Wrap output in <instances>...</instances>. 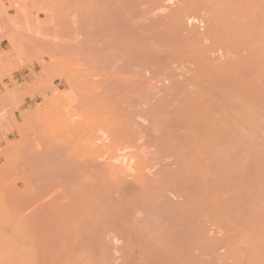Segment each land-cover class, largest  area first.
Returning a JSON list of instances; mask_svg holds the SVG:
<instances>
[{
  "label": "rangeland",
  "instance_id": "1",
  "mask_svg": "<svg viewBox=\"0 0 264 264\" xmlns=\"http://www.w3.org/2000/svg\"><path fill=\"white\" fill-rule=\"evenodd\" d=\"M4 1L0 220L35 243L6 224L4 239L35 264H264V0H26L25 16ZM211 13L233 50L210 38ZM203 64L234 69L253 115L236 126L248 153L219 165L183 121L218 105Z\"/></svg>",
  "mask_w": 264,
  "mask_h": 264
},
{
  "label": "bare ground",
  "instance_id": "2",
  "mask_svg": "<svg viewBox=\"0 0 264 264\" xmlns=\"http://www.w3.org/2000/svg\"><path fill=\"white\" fill-rule=\"evenodd\" d=\"M2 1V4H5V1L4 0H1ZM210 1H212V0H210ZM8 3H10V4H14V6H16V9L20 12V14L22 15V13L24 14L23 16H25V15H27V12L29 11H27L26 12V10H27V6H28V3H27V1L26 0H8L7 1ZM217 2H219V0L217 1ZM1 4V3H0ZM209 4H211V3H209ZM218 4H220V3H218ZM207 5V4H206ZM191 6H192V8H194V9H201V3H200V1H196V0H194L193 2H192V4H191ZM208 6V5H207ZM211 7V6H210ZM29 9V8H28ZM202 10V9H201ZM210 10V9H209ZM211 10H212V7H211ZM210 10V11H211ZM224 10H225V8H224ZM223 10V11H224ZM213 11H214V9H213ZM216 11H218V10H216ZM226 11H227V9H226ZM207 13H208V11H206ZM212 12V11H211ZM221 12V11H220ZM229 12V14H230V11H228ZM26 13V14H25ZM183 13V12H182ZM226 13V12H225ZM225 13L224 14H222L223 16L225 15ZM209 14V13H208ZM212 15V18L211 17H209V18H211L212 20V23L210 24V30H209V32L212 34V35H209L210 36V38L212 37L213 39L212 40H214V42H215V44L217 45V46H219V47H221V48H223L226 52L228 51H231V50H233L234 49V47H232V45H231V40L229 41L228 39H229V36L230 35H226V34H229V31H225V33H224V30H223V26L224 25H222V23H221V21L224 19L223 17H219L220 16V14H218V15H215V13H211ZM228 14V15H229ZM221 15V16H222ZM227 14H226V16H228ZM230 16V15H229ZM228 16V17H229ZM208 18V17H207ZM220 19H222V20H220ZM227 19V18H226ZM229 20H230V18H229ZM208 21V20H207ZM209 21H210V19H209ZM225 22V21H224ZM208 32V33H209ZM233 32V31H232ZM224 35H226L227 37H228V39L226 38V36H224ZM235 36H233V38H234ZM251 38V37H250ZM249 39V38H248ZM248 39H246V40H248ZM228 40V41H227ZM252 40V39H251ZM255 41H256V39H254ZM232 41H234V39L232 40ZM236 42V41H235ZM257 42V41H256ZM230 43V44H229ZM253 43V42H252ZM258 43V42H257ZM233 44V43H232ZM248 44V43H247ZM216 45H214V46H216ZM245 45V44H244ZM252 45H254V44H252ZM213 46V47H214ZM251 46V45H250ZM218 47V48H219ZM233 48V49H232ZM237 48V47H236ZM223 50V51H224ZM236 50V49H235ZM206 60V59H205ZM199 61V60H198ZM196 62V61H195ZM195 64V63H194ZM222 65V64H221ZM244 65V64H243ZM242 65V66H243ZM223 66V65H222ZM198 67V66H197ZM199 67H200V65H199ZM201 67H202V65H201ZM200 67V68H201ZM204 67V68H203ZM203 67H202V69H204V70H202V69H200V75L199 76H197V80H198V82H196V83H217V84H219V83H223V84H220L221 85V88L222 89H220V91L216 94V95H214L213 96V99L215 98V100H216V102H215V100H213V99H211V96L209 97L210 98V102L213 100L215 103H217L218 105L216 106V107H212L213 105H211L210 106V108H211V110L210 111H208L207 113H209V114H194V116L193 115H191L192 114V112H188L186 115H185V117H184V119H183V121L185 122V126H186V128H187V130H188V127L190 128V126H191V128H194V127H196L197 129H199L200 130V132H202V135L201 136H203L204 137V140H202V141H204V145H205V147H206V149H205V151L208 149V151H210L209 152V154L208 155H213V162H216L217 163V165H219V163H220V159H221V156L223 155L224 157H228L229 158V152H230V155H231V152H233L234 153V151H232V149H234V148H236L237 147V145L238 144H240L241 143V139L240 140H237V138H240V137H237L236 135L238 134V132H237V130H239L238 129V127H236V126H241L240 124L242 123V122H249V121H247L246 119L248 118H250V120H251V118L253 117V115H252V113H251V110L250 109H248V107L245 105V103L244 102H242V101H244V97H241V96H239V95H236L235 96V94H234V92L236 93L237 91H233L232 89H234V90H236L235 88H237L236 87V85L235 86H233L232 84H229V83H238L236 80H234V78H232L231 76H232V74H233V71H234V69L233 68H231V67H229L230 68V70L232 71V74H231V76L230 75H227V76H225L226 75V73H225V71H224V75H223V70H226L225 68H228L227 66L226 67H221V68H219V69H217L218 67L216 66V68H215V70L213 69L212 71H210L209 70V68L206 66H204V64H203ZM206 68V69H205ZM208 68V69H207ZM228 68V69H229ZM243 68V67H242ZM242 68L240 69V71L242 70ZM236 69V68H235ZM245 69V68H244ZM246 69H247V66H246ZM206 70V71H205ZM238 70H236V72H237ZM248 71V70H247ZM220 72H222V73H220ZM235 72V73H236ZM239 72V71H238ZM227 73H229L228 71H227ZM230 74V73H229ZM240 74V73H239ZM244 74V73H243ZM235 75H238V74H235ZM241 75V74H240ZM228 76H230V77H228ZM200 77V78H199ZM242 77V76H241ZM247 77V76H246ZM199 78V79H198ZM257 78V77H256ZM258 79V78H257ZM252 80H255L254 79V77H253V79ZM256 82H257V80H256ZM252 83V82H251ZM219 85V86H220ZM237 85H239V84H237ZM239 87V86H238ZM220 87H218V89H219ZM238 89V88H237ZM208 90V89H207ZM206 90V91H207ZM231 90V91H230ZM233 91V92H232ZM246 91V90H245ZM239 93V92H238ZM238 93H236V94H238ZM241 93V92H240ZM239 93V94H240ZM243 94V93H242ZM242 94H240V95H242ZM246 94V93H245ZM248 94H246L245 96H247ZM237 96H239V97H237ZM207 99H208V97H206ZM240 98V99H239ZM241 99H243L242 101H241ZM245 99H247L246 97H245ZM208 101H209V99H208ZM213 101L211 102L212 104H213ZM199 102H197L196 104H198ZM211 103H209V104H211ZM214 103V105H216ZM200 104H203V103H201L200 102ZM206 104V103H205ZM208 104V105H209ZM193 105V104H192ZM208 105H207V107H208ZM198 107H199V105H197ZM197 106H194V107H196V109L198 108ZM191 107V106H190ZM204 107H205V105H204ZM207 107H205V108H207ZM202 109H203V106L201 107ZM204 108V109H205ZM209 108V109H210ZM200 109V108H199ZM204 109H203V111H204ZM190 110V109H189ZM208 110V109H207ZM206 110V111H207ZM182 111H184V110H182ZM189 113H191V114H189ZM184 115V114H183ZM206 115V116H205ZM208 115V116H207ZM212 117H210V116ZM213 115H215L214 117L215 118H213ZM176 118H179V116L178 117H176ZM180 119V118H179ZM246 120V121H242V120ZM177 121H176V123L178 122V119H176ZM238 120V125H236V123H235V121H237ZM241 122H240V121ZM180 122V121H179ZM235 123V124H234ZM250 123V122H249ZM179 124V123H178ZM189 124V125H188ZM234 124V125H233ZM242 124H244V123H242ZM234 127H233V126ZM249 125V124H245V128L247 127V126ZM188 126V127H187ZM194 126V127H193ZM231 126V127H230ZM232 127L234 128V129H236V132H234V133H232V132H230V129H232ZM243 128V127H242ZM244 129V128H243ZM196 130V129H195ZM191 132L192 131H194V130H190ZM198 132V131H197ZM195 133V132H194ZM231 133V134H230ZM201 134V133H200ZM232 134H236L235 136H233L232 137ZM198 135V134H197ZM231 137H232V139H231ZM234 137L236 138L235 140H237V143L236 142H234L235 140H234ZM169 140V139H168ZM243 140V139H242ZM238 141H239V143H238ZM169 143H170V141H168ZM172 142V141H171ZM174 142H176V141H174ZM233 142V143H232ZM235 143V144H234ZM174 144V143H173ZM177 144V143H176ZM182 144V143H181ZM180 144V142H179V145L178 146H180L181 145ZM250 144H252V142L250 143ZM255 145H256V143H254ZM253 144V145H254ZM204 145H203V147H204ZM236 146V147H232L231 148V146ZM241 145H243V144H241ZM181 146H183V145H181ZM180 146V147H181ZM202 146V145H201ZM228 146H230V148L231 149H229V150H227V148L226 147H228ZM249 146V145H248ZM173 148H175L176 147V145H175V147L174 146H172ZM180 147H176L175 149H179V151H180ZM241 146L239 145V148H240ZM238 148V147H237ZM238 148V149H239ZM241 148H243L244 150L246 149V148H244V146H242ZM249 148V147H248ZM250 148H252V146L250 147ZM249 148V149H250ZM171 150H173L172 148H171ZM182 150V152H184L183 150H185L184 148L183 149H181ZM235 150V149H234ZM237 150V149H236ZM240 150H242V149H240ZM247 150V153H248V149H246ZM174 151V150H173ZM178 151V150H177ZM177 152L178 154L180 153V152ZM204 151V150H203ZM212 152V153H211ZM176 153V154H177ZM185 153V152H184ZM184 153H181L180 155H182V154H184ZM211 153V154H210ZM236 153V152H235ZM238 153V152H237ZM243 153V152H242ZM254 153V152H253ZM258 153V152H257ZM257 153H255L254 155L253 154H251V156H255V155H257ZM263 153V152H262ZM177 154V155H178ZM261 153H259V155H260ZM179 155V156H180ZM185 155H186V153H185ZM258 155V156H259ZM187 156V155H186ZM231 157H233V156H231ZM231 157L229 158L231 161H232V159H231ZM259 157H261V156H259ZM220 158V159H219ZM228 158H226L227 160H228ZM234 158H235V156H234ZM237 158V157H236ZM235 158V159H236ZM254 158H256V157H254ZM253 157H252V159H254ZM225 159V158H224ZM262 159H263V157H262ZM125 160V159H124ZM184 160H186V159H184ZM189 160V158H187V161ZM229 160V161H230ZM237 160V159H236ZM117 161V160H116ZM127 161H128V159H127ZM208 161H212V160H209V158H208ZM228 161V162H229ZM238 161V160H237ZM128 163L126 166H129V161L128 162H126V160L125 161H123L122 162V164L123 163ZM227 162V163H228ZM238 162H240V161H238ZM185 163V162H184ZM189 163V162H188ZM188 163H186L185 165H187ZM216 163H213V164H216ZM231 163V165L233 164L232 162H230ZM254 163H257V161L255 162L254 161ZM258 167H259V169H258V167H256L257 169H258V172H255V173H257L256 174V176L255 177H253V179H255V181H254V185H256L257 184V186H258V183L256 182V181H258V180H262V178H264L263 176H261L262 174H261V170L262 169H264V167H262L263 165H264V163H263V160H262V162H259L258 161ZM261 163H263V164H261ZM237 164V163H236ZM130 165H131V163H130ZM243 165H245V164H243ZM252 166H254L253 164H251ZM251 165H245V167L247 166L248 167V169H249V166H251ZM262 165V166H261ZM131 167V166H130ZM222 167H224L223 165L219 168V169H221ZM184 168H186L185 166H184ZM251 168V167H250ZM218 169V168H217ZM243 170H245L244 168H243ZM221 171V170H220ZM223 171V170H222ZM222 171H221V173H222ZM230 171V170H229ZM228 172V171H227ZM226 172V173H227ZM225 172H224V174H226ZM251 174V173H250ZM249 174V175H250ZM254 174V170H253V173L251 174V175H253ZM261 174V175H260ZM228 175V174H227ZM227 175H224V176H227ZM239 175H241V174H239ZM228 176H230V175H228ZM227 176V177H228ZM243 176V175H242ZM241 177V176H240ZM240 177H237V179L239 178V180H240ZM248 177H250V176H248ZM247 176H246V178H248ZM260 177H262V178H260ZM245 178V177H244ZM252 178V177H251ZM253 179H250L251 181L250 182H252V180ZM263 181V180H262ZM181 182H183V181H181ZM240 182V181H239ZM248 182V181H247ZM247 182H242V183H247ZM241 183V184H242ZM183 184V186H181V185H179L178 187H182V190H180L181 189V187H180V189L179 188H177V190H180V192H186V190L188 191L190 188L188 187V185L186 186V185H184L185 183H182ZM238 184V183H237ZM248 184V183H247ZM250 184V183H249ZM1 185V184H0ZM253 185V184H252ZM185 186V187H184ZM241 186H243V184L241 185ZM251 187V186H250ZM2 188V187H1ZM187 188V189H186ZM189 188V189H188ZM244 188V187H243ZM248 188V187H247ZM258 188V187H257ZM183 189H186L185 191L183 190ZM193 190V189H192ZM192 190L190 189L189 191L190 192H192ZM194 190H195V188H194ZM3 193V192H2ZM186 193H189V192H186ZM196 193V192H195ZM194 194V193H193ZM192 194V195H193ZM2 195V194H1ZM4 196V195H3ZM2 199V198H1ZM2 209H5V211H3V213H7V210H8V208H2ZM1 208H0V213H1V210H2ZM177 209V208H176ZM175 209V210H176ZM9 211V210H8ZM179 211H180V209H179ZM14 213V210H11V213ZM2 213V214H3ZM13 213H12V215H13ZM15 213H17L16 211H15ZM195 214V213H194ZM5 215V214H4ZM11 215V216H12ZM15 215V214H14ZM8 216H9V213H8ZM10 216V217H11ZM17 216H20L19 215V213H18V215ZM3 218V217H2ZM14 218V217H13ZM1 219V218H0ZM7 220V222L9 223H7L6 224V222L4 223V218H3V220H0V222H2V223H0V226H2L3 224V226H2V228H4V226H5V224L6 225H8V227H9V225H10V227L12 226H14V225H12V223L14 222V220L13 219H6ZM9 220H10V222H9ZM13 220V222H11ZM17 220V219H16ZM74 221V220H73ZM77 222V221H76ZM11 223V224H10ZM188 223V222H187ZM14 224V223H13ZM16 224V223H15ZM20 224V223H19ZM71 224H73V222H71ZM71 224H70V226H71ZM77 224V223H76ZM76 224H74V225H76ZM183 224V223H182ZM189 224H192L190 221H189ZM73 225V226H74ZM184 225V224H183ZM19 226H21V225H19ZM18 226V228L19 229H21V227H19ZM25 226H26V224H25ZM16 226H14L13 227V230H12V232H11V234L12 235H14L13 233H15V235L14 236H19V235H21L20 234V232L21 233H23V231H26V229H24L23 231H18V229H17V227L15 228ZM28 227V226H27ZM1 228V227H0ZM1 228V229H2ZM7 228V227H6ZM5 228V229H6ZM24 228V227H23ZM22 228V229H23ZM65 228H67V227H65ZM69 228V227H68ZM0 229V230H1ZM16 229V231H14ZM4 230V229H3ZM2 230V231H3ZM8 230V229H7ZM6 230V231H7ZM28 230V229H27ZM194 230V229H193ZM2 231H0V233H1V235H2V237L0 236V264H35V262L33 261V259H32V257L29 255V253H27L24 249H22V248H19V247H17L16 245H14L13 244V240H14V238H16V237H14V238H12V237H10L9 236V234L8 235H6V236H4V237H10V240L11 239H13L12 240V243L9 241V240H7V238L6 239H4V237H3V233H2ZM11 231V230H10ZM190 231L192 232V230L190 229ZM195 231V230H194ZM72 232V231H71ZM190 232V233H191ZM9 233V232H8ZM75 233V232H74ZM69 234V233H68ZM22 235H24V234H22ZM21 235V236H22ZM72 236H71V239H73L74 237V235L73 234H71ZM21 236H19V237H21ZM29 236V235H28ZM27 236V237H28ZM31 237H33V236H31ZM18 238V237H17ZM24 237H21V241L19 242V243H22V239H23ZM61 238V237H60ZM65 238L67 239L68 238V236H65L64 238L62 237V242L63 241H65ZM30 238H28V243H31V242H33L34 241V239H33V241H32V239H30ZM24 240H26V239H24ZM60 240V239H59ZM16 241V240H15ZM31 241V242H30ZM18 241H16V243H17ZM26 244H28L27 243V241H24ZM23 242V243H24ZM70 242V241H69ZM22 243V244H23ZM34 243H35V241H34ZM59 243V242H58ZM65 243H66V241H65ZM65 243H62V245H61V247H59L60 248V251H59V249H58V252H60V253H62V251H63V249H61L62 248V246L65 244ZM31 245V244H30ZM69 245V244H68ZM19 246H21V245H19ZM66 246V244L64 245V248H65V250L64 251H67L66 249H68V248H70V247H67ZM35 249V248H34ZM33 250V249H32ZM32 250H31V252H32ZM62 250V251H61ZM57 251V250H56ZM57 252V253H58ZM53 256H50V258H52ZM37 258V257H36ZM47 259V258H46ZM44 261H45V259H44ZM42 262V263H44L45 264V262ZM48 261H50L49 259L47 260V263H49ZM64 261H65V259H64ZM46 263V264H47ZM52 263H54V262H52ZM61 263V262H60ZM36 264H37V262H36ZM62 264V263H61ZM66 264V263H65ZM68 264V263H67Z\"/></svg>",
  "mask_w": 264,
  "mask_h": 264
}]
</instances>
